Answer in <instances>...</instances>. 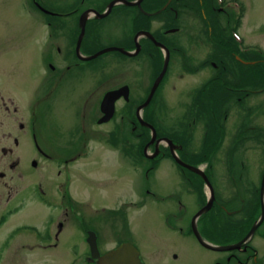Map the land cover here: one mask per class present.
<instances>
[{
  "label": "rangeland",
  "instance_id": "1",
  "mask_svg": "<svg viewBox=\"0 0 264 264\" xmlns=\"http://www.w3.org/2000/svg\"><path fill=\"white\" fill-rule=\"evenodd\" d=\"M165 1L167 0L157 1L153 7ZM177 1L172 0L178 8V15L174 18L171 12L173 21L169 26H177L179 31L170 32L168 41L171 45L180 43V49L169 55L168 76L161 91L159 90L160 95L165 98L162 103L166 105L163 110L160 108L162 103L155 105L158 116L153 120L160 132L166 131L172 134V137L182 139V136L178 135V130L183 131L184 127L179 121V116L183 114L182 104L185 101L186 90L195 86L210 71L212 53L217 51L207 39L203 19L200 13L196 12L198 0L186 1L189 8L187 12L180 10ZM26 2L31 4L32 0H0V93L5 98L10 97L9 100L12 101L9 112L0 106V146L6 145L16 150V155L21 157L22 164L19 169L24 175L19 177L18 173L14 172L13 178L16 182L10 190L11 194L27 197L25 207L12 215L0 229V242L7 238L8 231H11L14 225L21 224L34 226L40 233L53 236V240L51 245L43 246L41 243L33 244V239L30 240L32 234L13 236L12 239L8 237L10 248L0 254L4 257L9 253L10 256L12 253L13 255L9 256L10 262L5 264H87L89 255V247L85 241L87 230L96 233L98 249L101 252L114 248L119 241L131 242L139 251L143 264H213L216 258L224 256V252L223 254L200 245L190 231L194 214L204 203L206 195L208 198L211 196L209 187L201 184L200 177L190 175L186 170L176 167L169 157L161 158L154 171L150 172L149 176H145V169L148 168L150 161L142 160L139 154L133 153L130 149L138 140L129 133L130 124L126 122H117V124L112 122L100 126L99 130L102 133L121 128V135L117 134L119 136L115 144L112 141L114 140L112 134V140H109L111 143L102 137L89 139L87 154L69 164V170L72 171L69 192L73 195V200H76L72 203L73 214L71 210L68 212L71 221L59 233L57 240L54 239L53 228L46 230L49 215H56L57 210L49 212L48 208L34 201L33 197H29L28 194L31 193L25 188H28L26 186L28 184L30 186L32 181H40L50 194L56 195L52 181L58 182L63 172L62 176H58L57 164L52 161H45L43 166L32 168L30 159L35 156L29 155L34 147L32 137L18 128L20 122L24 127L26 126L30 106L36 96L38 95L39 98L49 89L48 79H44L48 70L44 62V57H49V49H45L48 27L43 23H36L34 12L26 6ZM172 2L171 6H173ZM240 2L243 3L245 11L237 30L244 38L245 44L258 46L264 52V0H240ZM148 3L149 0H144L143 4ZM229 10L232 16L231 9ZM224 15L219 14V17L223 18V23L232 26L235 17L227 21ZM161 20L162 16L155 17L151 30H157L162 25ZM130 24L128 19L112 28V32L117 33ZM207 25L209 26V22ZM196 35L202 36V41L205 43L199 41L197 43ZM107 37L108 34L103 33L101 40L105 41ZM163 52L165 57L166 51ZM235 58L233 56L232 59ZM106 60L107 71L110 72L122 71L123 67L131 66L129 58L114 53L108 54ZM255 60L251 65L246 66L248 72L243 74L244 79L242 77L233 82V87L242 84L244 86L248 84L249 89L262 87L254 94L251 93L249 97L251 139L247 142L244 153L239 150L243 147L238 145L239 143H234L233 148L231 145H223L224 147L217 152L216 158L213 159V168L208 171V178L219 207L215 202L214 208L197 223L204 239H207L205 227L209 226L213 231L209 240L217 245L230 244L236 237L230 231L226 236L225 230L221 229V232L214 230L219 226L215 224L219 216L217 213L221 214L219 219L222 225L226 224L229 216L221 211V207L233 210L242 206L241 200H244V205L249 209L246 219L247 216L250 217L251 208L258 200L259 182L264 172V77L259 72L258 66L254 65L258 62L257 58ZM235 65L233 62L229 65L232 68L233 78L235 69L238 71ZM186 68H188L186 72H193L196 68L198 71L191 75L183 71ZM13 108L17 109L16 112ZM229 109L228 121L223 124L227 130V137L231 139L236 124L234 111L241 118L243 110L239 111L234 106H230ZM244 114L247 115L245 111ZM48 117L49 119L51 117L49 120L51 123L54 115L52 117L49 113ZM194 125L189 126L188 132L191 133L194 142H197L202 127L201 125L194 127ZM256 131H259L258 134L261 136H258ZM8 132L17 137L18 146L14 145L12 138L7 141L3 137V134ZM188 132H186L187 136H189ZM36 134V143L44 147V131L42 133L36 131ZM229 146L230 150H226ZM233 149L238 150L232 153ZM232 155L233 161L230 162L228 159ZM201 167L204 168V164ZM232 176L235 179L239 176L248 177L249 184L240 180L233 181ZM231 203L236 204L234 208ZM179 209L180 215H178ZM59 214L62 215L63 212L59 211ZM232 216L238 217V215ZM169 223H173L172 228L168 226ZM179 227L182 228L181 231H178ZM21 238L27 240H23L22 245L14 247L15 251H12V245ZM250 243L261 254L264 253V223L255 232ZM2 261L0 260V264Z\"/></svg>",
  "mask_w": 264,
  "mask_h": 264
},
{
  "label": "flooded vegetation",
  "instance_id": "2",
  "mask_svg": "<svg viewBox=\"0 0 264 264\" xmlns=\"http://www.w3.org/2000/svg\"><path fill=\"white\" fill-rule=\"evenodd\" d=\"M122 1L132 0H32L31 4L25 3L34 12L36 23L40 22L48 27L45 49H49V57H44L48 69L44 79H48L49 89L47 92L42 93L39 98L38 95L36 96L30 106L31 110L29 108L30 114L26 126L24 127V124L20 122L18 128L32 137L34 147L29 153L30 156L35 155L30 159L32 168L36 169L43 166L45 161H52L57 164V175L62 176L63 172V176L58 182L52 181L56 195L50 194L40 181H30V186L28 184L26 186L28 188L25 189H28L31 193L28 194L29 197H33L34 201L48 208L49 212L57 210L56 215H49L46 228V230L52 228L55 230L54 239L56 240L59 233L71 221V218L68 217L69 210L73 214L72 203L74 201L69 192L72 171L69 170V164L87 154L89 139L110 137L111 134L118 137L117 134L121 135L122 132L119 127L118 129L105 131L103 134L99 127L112 122L116 124L117 122H126L130 124L129 133L133 134L137 140H144L147 134H150V130L141 124L136 109L146 99L155 78L162 68L163 50L144 31L150 32L156 41L170 50V53L173 52L174 54L180 49V43L170 44L168 41L169 33H167V30L171 27L169 26L170 22L173 21L171 12L174 18L178 15V8L175 3H173V6L168 4L162 9L160 16L156 15L158 17L162 16V25L157 30H151L155 16L145 12L155 10L153 4L157 1L160 2V0H149L148 4L141 3V8L136 5H127ZM186 1H177L182 12L189 10ZM230 8L229 3H224L222 0H198L196 12L200 13L207 30V39L211 41L217 53H212V68L209 69L210 71L206 73V76L202 77L201 81L195 86L186 90L185 101L182 104L183 114L179 116V121L184 127L183 131H181L182 129L178 130V135L182 136V139L172 138L174 143L177 144V151L185 163L192 166L204 164L209 171L212 170L213 159L216 158L217 152L224 147L223 145H231L233 148L234 143H239L238 145H243L239 149L242 153L247 149V142L251 139L249 133V97L251 93L254 94L262 88L260 86L256 89H249L248 84L233 87V82L237 79H242V77L244 79L248 68L235 65L238 71L235 69V77L233 78L232 68L229 65L232 62L235 64L232 58L239 50L234 48V40L230 34L231 25L226 26L223 23V18L219 17L220 13L225 14L227 21H230L232 17L229 13ZM106 11L107 14L103 17H98V14L95 13L100 14ZM83 16H85V25L81 35ZM128 19L131 22L130 25H126V28L117 33L112 32V28L123 24ZM208 22L209 26L207 25ZM35 28L37 29L36 25ZM103 33L108 34L105 41L101 40ZM195 39L197 43L198 41L205 43L202 41V36L196 35ZM107 47H121L132 51V55L128 56L121 51L112 50L90 60L82 59L83 56L92 55ZM110 53L129 58L131 66L123 67L124 70H118L119 72L107 71L106 57ZM241 55H243V58L239 59V62L247 61L244 58L247 57V54L241 52ZM169 64L155 93L141 113V118L151 124V121L158 116L155 105L165 100L164 96L160 95V91L167 79ZM258 70L264 75L262 67H258ZM183 71L192 75L198 70L196 68L193 69V72H186L184 69ZM123 86L127 87V96L121 95L115 100L113 115L107 122L98 123L104 114L102 101L106 92ZM9 99L11 98H5L0 93V106L6 112H9V106L12 104ZM165 105L162 103L160 108L163 110ZM230 106H234L239 111L243 110L241 118L234 111L236 113L235 118L239 119H235L236 124L234 128L231 127V129H234L231 133V139L227 137V130L223 124L228 121ZM13 110L16 112L17 109L13 108ZM244 111L247 115L244 114ZM49 113L52 117L54 115L51 123H49L51 119V117L50 119L48 117ZM193 124H195L194 127L199 125L202 127L201 136L197 142H194L191 133L188 132L190 131L189 126ZM236 125H238L237 128H235ZM36 131L39 133L44 131V147L36 143ZM186 132L189 133V136L186 135ZM255 133L258 134L259 131ZM259 135L261 136V134ZM3 137L7 141L12 138L14 145H19V140L11 132L3 134ZM148 140L149 137L146 142ZM130 149L137 154L135 147L132 146ZM226 150H230V146ZM236 150L238 149H233L231 152L233 153ZM15 151L6 145L0 146V229L9 221L12 215L25 207L27 198L26 196L11 194L10 188L16 182L13 178L15 176L14 172L18 173L19 177L24 175L19 169L22 164L21 157L17 156ZM159 156H168L173 160L170 156L169 146L161 144L160 153L151 159L148 168L158 166L157 159ZM228 160L233 161V155ZM155 161L157 163L154 164ZM40 162L42 165H40ZM176 165L178 166V164ZM178 167L181 170H188L181 166ZM242 177L239 176L238 179H235L232 176L231 179L233 181H245L244 183L249 184L248 177ZM201 180L199 179V181ZM241 201L242 206L233 210H226L225 207H222L229 216L228 222L231 220V227L228 230L236 235L232 243H236L244 237L246 233H243L244 226L247 225V219L250 218L247 216L246 219L249 209L244 205L245 201ZM235 205L232 204V207ZM59 211H62L63 214H59ZM180 214L181 210L179 209L178 215ZM232 215H238V217L234 218ZM172 224L169 223L168 226L172 228ZM25 226V224L14 225L11 231H8L6 237L12 239L13 236H26V232L22 229ZM32 227L36 230L34 237H30V240L33 239V244L51 245L53 236L40 233L36 227ZM181 229L179 227L178 231H181ZM7 238L0 242L1 253L10 248ZM23 240L27 239H18L16 244L12 245V251H15L14 247L22 245ZM250 241L243 242L238 247L226 251L213 250L225 253H223L224 256L216 258L213 264H264V253L261 254L257 248L251 245ZM100 253L103 252L100 251ZM9 254L5 257L0 254V260H3L2 264L10 262ZM86 261L87 264H96L97 262L96 259H90L89 256Z\"/></svg>",
  "mask_w": 264,
  "mask_h": 264
},
{
  "label": "water",
  "instance_id": "3",
  "mask_svg": "<svg viewBox=\"0 0 264 264\" xmlns=\"http://www.w3.org/2000/svg\"><path fill=\"white\" fill-rule=\"evenodd\" d=\"M141 1L142 0H133V1H122V2H124L127 5H137L138 7L141 8ZM167 3L165 4V6L167 5ZM165 6H163V8ZM159 11L160 10H158L154 13H158ZM95 13L98 14V17H103L107 14V11L100 13V14L97 12H95ZM85 16H87V15L85 14ZM85 16H83L82 22H81V35L84 31ZM174 30L175 29H170L168 31L172 32ZM140 32H142V31H140ZM145 33L148 34V36L155 42V44L160 45V43L157 42L151 34H149L146 31H145ZM111 50H118V51L123 52L126 55H129V56L132 55V52L127 51L121 47H107V48H104V49L97 51L96 53H94L92 55L83 56L82 59L89 60V59L97 57L98 55H100L104 52L111 51ZM165 50H166V55L164 57L162 69H161L160 73L158 74V76L156 77L152 87L150 88L146 99L136 109V113H137L138 118L140 119L141 124H143L144 126L148 127L151 130V138H150L149 142H147L144 146V153L149 157H154L158 153L159 142L165 141L169 145V147L171 149V153H172L174 159L176 160V162L178 164H180L181 166H183V167L191 170L192 172L198 174L199 176H201L203 178L205 184L209 187L210 194H211L210 198H208L206 204L203 207H201L198 210V212L193 216L192 222H191L192 231H193L196 239L198 240V242L207 248H211V249H215V250H227V249H232V248L238 247V245L241 242L247 241L252 237L256 228L261 224V222L264 219V173L262 176L261 187H260V210H261L260 215L257 218V220L254 221V223L252 224V226L250 227V229L248 230L246 235L243 237V239L238 243L230 244V245H214V244L206 241L205 239H203V237L201 236L200 232L197 229L196 220L198 219V217L202 213L208 211L214 202L215 196H214V192H213V188L211 186V183L209 182L207 176L205 175V173L202 169H200L198 167H194L192 165H189V164L183 162L177 156V154L174 151V144L172 143V141L169 138L163 137V138H157L156 139V132H155L154 127L151 124L144 122L140 116L142 109L148 105L149 101L151 100V98L155 92V89L157 88L161 78L163 77L164 73L166 72L168 60H169V51L167 49H165ZM127 92H128L127 87H121L119 89L109 91L105 94L103 101H102V111H104V115H103V117H101L99 119V121H98L99 123L108 121L110 119V117L112 116L113 111H114V106H113L114 101L116 99H118L121 95H125V97H126ZM152 143H155L154 144L155 145V152L153 153V155H148L147 154V148ZM86 241H87V243L89 245V249H90V259H96L97 260L96 264H143L140 260L138 250L129 242H123L120 245H118L116 248L101 254L98 250V247H97L96 234L93 231L87 232Z\"/></svg>",
  "mask_w": 264,
  "mask_h": 264
},
{
  "label": "trees",
  "instance_id": "4",
  "mask_svg": "<svg viewBox=\"0 0 264 264\" xmlns=\"http://www.w3.org/2000/svg\"><path fill=\"white\" fill-rule=\"evenodd\" d=\"M173 3V2H172ZM260 57V56H259ZM242 58H243V56H242ZM245 59H249V60H252V59H258V57H256V56H254L253 54H251L250 53V55L248 56V57H244ZM234 62H235V64L236 65H239V66H248V65H251V64H244V63H242V62H239L238 60H236V58L234 59ZM255 66L257 65L258 67H260V63H259V61L258 62H256L255 64H254ZM261 67L264 69V65L263 64H261ZM263 77H264V75H263ZM152 122V124L153 125H155V127L157 128V126H156V123L154 122V120H152L151 121ZM157 130H158V128H157ZM159 131V130H158ZM148 134H147V136H146V138L143 140H141V141H139L138 143H137V151H138V154H140V156H142V153H141V150H142V147H143V145H144V143L146 142V140L148 139ZM171 137H172V135H171ZM172 138H174V137H172ZM175 139V138H174ZM109 141V140H108ZM174 141V140H173ZM110 142V141H109ZM111 143V142H110ZM188 173L191 175H195L194 173H192V172H190V171H188ZM195 176H197V175H195ZM198 177V176H197ZM201 179V178H200ZM200 182H202V180L200 181ZM201 184H203V183H201ZM254 210V211H253ZM260 213V202H259V199L257 200V203H255V206L254 207H252L251 208V216H250V219L248 220V222H247V225L246 226H244L245 227V229L243 230V233L244 232H246L249 228H250V226H251V224L254 222V220L257 218V216H258V214ZM206 217V216H205ZM204 217V218H205ZM215 224H217V225H219L218 227H216V229H214L215 231H220L221 232V229L222 230H225V234L226 235H228V229L231 227V220L229 221V222H227L226 224H223L222 225V221H221V219H219L218 218V220H216L215 221ZM214 225V224H213ZM212 225V226H213ZM205 231H206V235H207V238H211V235L213 234L212 232V230L209 228V226H207L206 225V227H205ZM241 234V233H240ZM236 236V235H235ZM241 236V235H240ZM238 238V237H237ZM234 239V238H233Z\"/></svg>",
  "mask_w": 264,
  "mask_h": 264
}]
</instances>
